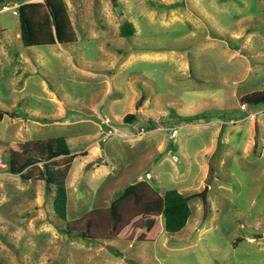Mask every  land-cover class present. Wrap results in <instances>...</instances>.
Segmentation results:
<instances>
[{
  "label": "rangeland",
  "instance_id": "1",
  "mask_svg": "<svg viewBox=\"0 0 264 264\" xmlns=\"http://www.w3.org/2000/svg\"><path fill=\"white\" fill-rule=\"evenodd\" d=\"M13 1L41 0L0 5L3 264H264V103H240L264 90V0H66L77 41L30 47ZM126 19L137 30L130 37L120 35ZM133 112L136 119L124 122ZM210 115L220 118L201 119ZM103 116L125 134L103 137ZM186 117L196 121L179 122ZM57 135L76 153L67 220L107 208L144 179L159 193L187 196L186 225L154 241L65 233L53 189L8 172L4 159L13 142ZM95 144L103 157L87 158L81 150Z\"/></svg>",
  "mask_w": 264,
  "mask_h": 264
},
{
  "label": "trees",
  "instance_id": "2",
  "mask_svg": "<svg viewBox=\"0 0 264 264\" xmlns=\"http://www.w3.org/2000/svg\"><path fill=\"white\" fill-rule=\"evenodd\" d=\"M11 0H0V5ZM17 2V1H13ZM169 7L168 4H154ZM24 46L60 44L66 46L77 41V34L64 0L23 1L15 7ZM135 33L133 23L126 19L120 24V35L130 37ZM16 55V53H15ZM241 105L264 103V90H255L240 97ZM7 112V111H6ZM10 116H26L25 112L10 110ZM220 118L219 115L202 116L203 120ZM124 122L136 119V113H126ZM196 118H180L191 123ZM148 130L154 129L150 124ZM76 153H72L65 136L13 142L5 156L7 171L22 179L42 178L54 191L52 206L64 222L63 231L91 241L127 239L129 241H154L164 229L169 234L180 231L191 216L187 196L172 188L159 193L148 181L137 180L128 185L107 208L96 207L80 218L67 220V176ZM37 171V173H35ZM0 264L3 260L0 258Z\"/></svg>",
  "mask_w": 264,
  "mask_h": 264
},
{
  "label": "crops",
  "instance_id": "3",
  "mask_svg": "<svg viewBox=\"0 0 264 264\" xmlns=\"http://www.w3.org/2000/svg\"><path fill=\"white\" fill-rule=\"evenodd\" d=\"M64 1H66V0H64ZM67 1H69V0H67ZM187 2L189 3V5L191 4L192 5V0H187ZM194 3H197V5H198V1L197 0H194ZM14 5L13 6H17L19 3L18 2H14L13 3ZM199 4H200V1H199ZM169 5V4H168ZM67 6V5H66ZM195 7H196V5H195ZM68 8V11H69V7H67ZM154 8V7H153ZM165 8V7H164ZM169 8H172V5L170 4V6H169ZM197 8V7H196ZM195 8V9H196ZM197 10V9H196ZM111 11V10H110ZM149 11V20L151 21V22H155L156 20L154 19V10H148ZM71 17V16H70ZM185 18H187V17H185ZM72 20V19H71ZM184 20V19H183ZM119 22L118 21V18H116L115 17V19H112V20H108L107 22ZM133 22V21H132ZM135 22V21H134ZM72 23H73V20H72ZM74 25V24H73ZM134 25V24H133ZM135 27V26H134ZM136 28H135V33H136ZM19 35V34H18ZM56 44H58V43H56ZM51 45H54V44H51ZM59 45V44H58ZM61 46V45H60ZM64 51V54L71 60V55L67 52V51H65V50H63ZM134 53L133 52H130V53H128V55H127V57H124L123 59H121L120 60V62H119V66L120 65H122L123 64V62H128V60L130 59V58H133V55ZM26 61V60H25ZM108 83H109V89L108 90H106V92H108L109 91V93H111L114 89H116L115 87H112L111 88V81L109 80L108 81ZM123 116H124V114L122 115V118H123ZM82 151V153H84L86 156H88L87 158H89V157H91V156H96V158H99V157H103L102 155H101V153H100V147L98 146V145H92V146H90L89 148H85V149H82L81 150ZM89 154V155H88ZM101 162H94V160H92V162H91V164H94V163H96V164H105L106 162H105V160H104V158L102 159V160H100Z\"/></svg>",
  "mask_w": 264,
  "mask_h": 264
},
{
  "label": "built area",
  "instance_id": "4",
  "mask_svg": "<svg viewBox=\"0 0 264 264\" xmlns=\"http://www.w3.org/2000/svg\"><path fill=\"white\" fill-rule=\"evenodd\" d=\"M8 7L10 6H6V5H3V7L1 9H7ZM15 7V6H14ZM102 121L109 126V129L103 134V137H107V136H110L111 134L113 133H116V134H119V135H123L125 133H123L122 131H118L116 129H113V126L111 124V121L109 119V117L107 116H103L102 117Z\"/></svg>",
  "mask_w": 264,
  "mask_h": 264
},
{
  "label": "water",
  "instance_id": "5",
  "mask_svg": "<svg viewBox=\"0 0 264 264\" xmlns=\"http://www.w3.org/2000/svg\"><path fill=\"white\" fill-rule=\"evenodd\" d=\"M196 194L201 196L204 202L206 201V195H205V192L203 190L197 192Z\"/></svg>",
  "mask_w": 264,
  "mask_h": 264
}]
</instances>
